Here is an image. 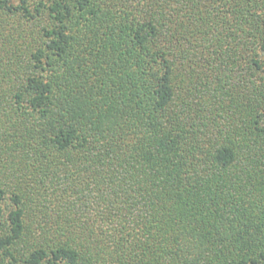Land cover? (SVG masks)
Here are the masks:
<instances>
[{"label": "trees", "instance_id": "obj_1", "mask_svg": "<svg viewBox=\"0 0 264 264\" xmlns=\"http://www.w3.org/2000/svg\"><path fill=\"white\" fill-rule=\"evenodd\" d=\"M0 264H264V0H0Z\"/></svg>", "mask_w": 264, "mask_h": 264}]
</instances>
